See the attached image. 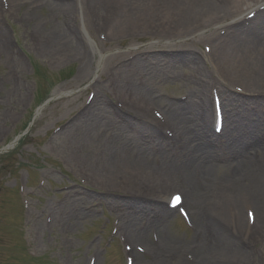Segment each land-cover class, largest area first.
Returning a JSON list of instances; mask_svg holds the SVG:
<instances>
[{"label": "bare ground", "instance_id": "6f19581e", "mask_svg": "<svg viewBox=\"0 0 264 264\" xmlns=\"http://www.w3.org/2000/svg\"><path fill=\"white\" fill-rule=\"evenodd\" d=\"M22 2L9 1L16 7ZM28 4L27 14L47 6L59 18L50 30L37 34L38 48L58 59L73 54L79 82L89 71L80 31L73 25L77 10L83 26L86 13L105 38H154L149 46L130 48L131 59L120 58L108 79L114 82L113 90L104 86L101 76L95 79L91 104L62 129L75 133L73 125L81 120L78 139L85 144L94 140L101 144L100 135L106 137L108 154L102 168L83 158L89 178L106 192L99 204L117 210L119 231L133 245L147 247L148 261L135 264H264V0H31ZM1 6L0 2V15ZM196 37L210 43L206 55L183 46ZM7 43L0 20L2 53ZM172 48L185 50L167 52ZM182 64L191 74L176 73ZM214 72L220 77L214 78ZM175 83L186 91L183 101L159 94L161 85ZM213 89L221 97L219 135L211 132L214 114L208 95ZM113 91L122 101L114 107L105 96ZM171 187L183 189L182 203L195 227L187 242L165 233L175 212L163 199ZM112 191L124 199H113ZM87 200L80 196L60 212L50 210L53 223L55 217L70 224L93 217L77 208L76 203ZM146 203L150 206L141 205ZM152 231L156 240L148 244Z\"/></svg>", "mask_w": 264, "mask_h": 264}, {"label": "rangeland", "instance_id": "374dc122", "mask_svg": "<svg viewBox=\"0 0 264 264\" xmlns=\"http://www.w3.org/2000/svg\"><path fill=\"white\" fill-rule=\"evenodd\" d=\"M29 8V5L15 6L0 15L9 46L5 53L0 50V149L18 140L29 125L20 141L0 153V264H88L89 260L95 264H125L122 234H114L119 226V215L115 208L99 204L105 201L103 194L106 192L95 188L97 185L89 178L87 162L83 158L94 162L96 168L101 165L102 168L107 158L106 137L100 135L101 144L97 140L85 144L78 139L81 120L73 125L76 137L73 131L60 130L82 110L88 91L93 90L96 94L92 87L95 79L101 76L104 86L113 90L114 82L108 79L115 64L121 57H128L133 46H149L155 42L154 38L137 41L135 37L118 36L103 43L97 38L91 18L84 13L86 26H83L82 14L77 10L73 25L80 31L89 71L87 78L79 82V64L71 57L73 54L58 59L40 49L38 52L37 33L50 30L59 18L49 7L43 6L25 16L32 19L30 23L21 21L19 18ZM207 41L196 37L194 42L186 41L183 46L204 54L203 45ZM97 64L98 68L94 70ZM181 67L176 70L178 75L191 74L186 65ZM158 69L167 72L162 66ZM212 75L218 76L216 72ZM159 90L160 95L180 100L186 93L179 83L163 84ZM105 96L112 107L122 102L116 93H105ZM98 106L103 108L102 104ZM107 134L111 135V132ZM178 190L181 189L168 188L164 193L165 203L169 194ZM80 196H87L88 200L76 203L77 208L93 217L76 224L60 222L55 217L53 223L50 210L60 212ZM111 197L117 201L124 199L114 191ZM141 200L138 201L141 203ZM148 204L150 206V203L141 205ZM184 208L188 209L187 206ZM169 223L165 233L173 238L187 242L193 237L194 232L176 213L171 215ZM146 239L150 244L152 233L147 234ZM258 246L256 244V248ZM136 259L146 263L149 258L139 255Z\"/></svg>", "mask_w": 264, "mask_h": 264}, {"label": "snow or ice", "instance_id": "6c2138e0", "mask_svg": "<svg viewBox=\"0 0 264 264\" xmlns=\"http://www.w3.org/2000/svg\"><path fill=\"white\" fill-rule=\"evenodd\" d=\"M172 199H173L176 203H179V202H180V197H179V195H176V196L172 197Z\"/></svg>", "mask_w": 264, "mask_h": 264}]
</instances>
